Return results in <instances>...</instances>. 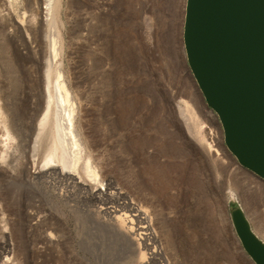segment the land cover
Instances as JSON below:
<instances>
[{
  "label": "rangeland",
  "instance_id": "1",
  "mask_svg": "<svg viewBox=\"0 0 264 264\" xmlns=\"http://www.w3.org/2000/svg\"><path fill=\"white\" fill-rule=\"evenodd\" d=\"M44 1L0 0V264H250L225 214L239 205L264 242V181L227 151L212 111L203 139L180 115L184 101L205 107L183 55L184 0H57L53 66L104 190L40 170L43 150L32 154L52 30ZM129 202L154 232L140 263L98 215Z\"/></svg>",
  "mask_w": 264,
  "mask_h": 264
},
{
  "label": "water",
  "instance_id": "2",
  "mask_svg": "<svg viewBox=\"0 0 264 264\" xmlns=\"http://www.w3.org/2000/svg\"><path fill=\"white\" fill-rule=\"evenodd\" d=\"M182 49L194 86L237 164L264 181V0H184ZM250 264L264 242L241 207L225 214Z\"/></svg>",
  "mask_w": 264,
  "mask_h": 264
},
{
  "label": "bare ground",
  "instance_id": "3",
  "mask_svg": "<svg viewBox=\"0 0 264 264\" xmlns=\"http://www.w3.org/2000/svg\"><path fill=\"white\" fill-rule=\"evenodd\" d=\"M45 1H46L45 7L48 13L47 15L50 18L49 20L50 22L48 24L52 29L51 33L48 35L49 43H47L48 44L47 49H49L48 50L49 59L47 60V66L44 75L46 106H45L44 114L42 118H40V121L38 122L37 134L36 137L34 138L35 141H33V145H32L33 146L32 154L34 156V153H36L35 151L38 152L39 148L43 150V154L41 158L42 165L40 166V170L43 171L49 170L50 172H54V174H58L59 177L62 175L63 179L64 177H66L68 179H71L72 182L74 181L77 185L80 184L83 187L88 186L90 187V189L92 188L91 190H104L106 189L105 188L106 186L104 187V184L107 182L103 184L101 176L99 174L100 170L98 171L97 167H95L91 162L92 154L90 153L92 152H90L91 151L90 147L87 146V144L84 141L85 138L80 131L82 129L79 125L76 126L77 109L74 103L75 100H73L75 97L74 98L72 97L71 91L65 81L62 65L60 63L59 64L56 63L58 65L53 66L56 59L60 57V51H61V43L59 41V35L56 29V11H57L56 9L58 7L57 2L59 1L57 0H45ZM197 100L196 102L193 103L194 106L193 104L190 105L188 102L184 101L183 102L184 108H180V107L178 108L181 117L186 121V124L188 125L189 128L188 130L190 131V135L203 139L204 134L202 135L200 131L202 129L199 128L202 125H204L206 117H209L211 112L209 110H206L204 106L200 105V103H197ZM2 124H3V129L5 130L4 132L5 136L7 140H10L11 137L8 131L9 130L7 125L8 123L6 122V120H3ZM195 128L199 129L200 132H198V134L195 132ZM81 135L84 138L83 140ZM145 145L146 143H143L142 141L141 142L138 141V144L136 146L138 147L139 150H142L145 147ZM209 146L211 145L209 144ZM32 162H33L32 164H34V160ZM74 182L72 184H74ZM72 187L74 186L72 185ZM110 192H112V190ZM102 197H100L99 199H101ZM95 198L97 199V196ZM110 199H112V197ZM104 200L106 199L104 198ZM127 202L128 201H126V203ZM112 205L115 207L116 204L115 205L112 204ZM106 206L105 207L103 206L104 208L102 207L99 208L98 215L100 219L102 221H105V223H108L109 224L108 226L111 227V229L115 231L117 235L120 234L126 241L130 243L131 246H134L133 254H136L139 263L143 262L146 259V251L148 250V246H149V244H147V241L149 242V240H152L154 237V234H152L154 232L148 233V227L144 222L146 213L144 211L142 212L141 209H138L136 207L134 208L133 204L131 205L130 202L128 203V205L127 204L126 205L124 204L122 206L118 205V208L106 207ZM141 212L144 215L143 218L141 217L142 216ZM135 222L141 223L143 225L137 226ZM102 223L101 225H103ZM136 232H139L138 238L134 236ZM150 253H151V257H153L152 251Z\"/></svg>",
  "mask_w": 264,
  "mask_h": 264
},
{
  "label": "flooded vegetation",
  "instance_id": "4",
  "mask_svg": "<svg viewBox=\"0 0 264 264\" xmlns=\"http://www.w3.org/2000/svg\"><path fill=\"white\" fill-rule=\"evenodd\" d=\"M206 108V107H205ZM207 109V108H206Z\"/></svg>",
  "mask_w": 264,
  "mask_h": 264
}]
</instances>
